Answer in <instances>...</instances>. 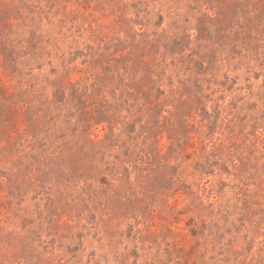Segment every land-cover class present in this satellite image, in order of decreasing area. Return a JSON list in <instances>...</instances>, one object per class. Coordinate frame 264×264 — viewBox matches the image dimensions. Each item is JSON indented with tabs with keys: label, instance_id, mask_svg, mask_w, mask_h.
<instances>
[{
	"label": "rangeland",
	"instance_id": "1",
	"mask_svg": "<svg viewBox=\"0 0 264 264\" xmlns=\"http://www.w3.org/2000/svg\"><path fill=\"white\" fill-rule=\"evenodd\" d=\"M0 264H264V0H0Z\"/></svg>",
	"mask_w": 264,
	"mask_h": 264
}]
</instances>
